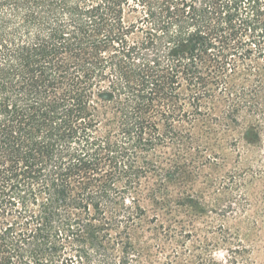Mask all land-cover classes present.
Returning a JSON list of instances; mask_svg holds the SVG:
<instances>
[{
  "label": "trees",
  "instance_id": "1",
  "mask_svg": "<svg viewBox=\"0 0 264 264\" xmlns=\"http://www.w3.org/2000/svg\"><path fill=\"white\" fill-rule=\"evenodd\" d=\"M263 133L264 0H0V264H252Z\"/></svg>",
  "mask_w": 264,
  "mask_h": 264
},
{
  "label": "rangeland",
  "instance_id": "2",
  "mask_svg": "<svg viewBox=\"0 0 264 264\" xmlns=\"http://www.w3.org/2000/svg\"><path fill=\"white\" fill-rule=\"evenodd\" d=\"M262 142V143H261ZM261 142L258 147V149L251 145H245V147L242 148L243 155L240 159V162L237 164V167L240 169H252L255 171L259 167L264 169V133L261 134ZM251 170V172H252ZM204 173L210 174L211 177H214L216 174V171H214L210 167L204 168ZM264 175V174H263ZM204 179L201 178L197 182V187H203L202 181ZM254 183L257 185V189L259 190V193L254 192L253 194L248 193L249 199L252 201V203L256 206L252 208H249L247 210V213L244 215H237L235 218H230L229 223H231L234 226H240L245 228L247 224H250V220L253 218L257 221L256 225L253 226V230L255 233H257V236L251 234L250 241L246 242L249 243V245L252 247L251 256L254 259V263L252 264H264V215L261 214V209L264 208V177L263 179H255ZM262 194V195H261ZM257 195V198L255 197ZM213 200V198H211ZM209 219H212L208 217ZM251 218V219H250ZM249 221V222H248ZM213 222L216 223L217 221L213 219ZM198 225H201L199 222H197ZM246 231V230H245ZM252 232V230L246 231V235H249ZM227 255L226 252L221 251L216 253V257L222 261L225 260V256Z\"/></svg>",
  "mask_w": 264,
  "mask_h": 264
}]
</instances>
